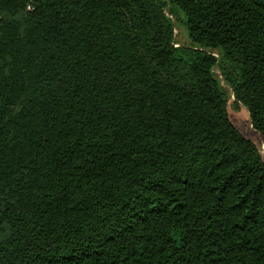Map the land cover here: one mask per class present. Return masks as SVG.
<instances>
[{"label":"trees","instance_id":"1","mask_svg":"<svg viewBox=\"0 0 264 264\" xmlns=\"http://www.w3.org/2000/svg\"><path fill=\"white\" fill-rule=\"evenodd\" d=\"M222 81L264 142V0H0V264H264Z\"/></svg>","mask_w":264,"mask_h":264},{"label":"rangeland","instance_id":"2","mask_svg":"<svg viewBox=\"0 0 264 264\" xmlns=\"http://www.w3.org/2000/svg\"><path fill=\"white\" fill-rule=\"evenodd\" d=\"M175 38L176 42L179 44H188L189 39L187 37L186 31L182 28V26H178L175 29ZM217 73V71H216ZM223 88L225 89L226 98H227V109L229 113V117L231 122L235 125V127L247 138L251 139L259 151L261 152L264 158V142L261 136L255 132L248 119V113L244 107L238 105L234 102L233 95L231 93L230 88L221 82Z\"/></svg>","mask_w":264,"mask_h":264}]
</instances>
